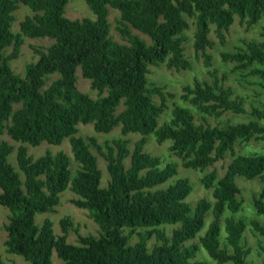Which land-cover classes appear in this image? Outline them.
<instances>
[{"label":"trees","instance_id":"1","mask_svg":"<svg viewBox=\"0 0 264 264\" xmlns=\"http://www.w3.org/2000/svg\"><path fill=\"white\" fill-rule=\"evenodd\" d=\"M83 1L94 18H67L68 0H0V136L20 143L17 170L8 159L15 147L0 140V205L8 210L6 253L29 264H51L53 251L63 264H204L195 259L202 247L218 264H256L246 260L251 248L243 244V232L249 226L264 238V223L235 216L242 205L235 177L264 181V109L253 107L251 119L222 126L209 124L204 116L246 112L243 100L224 85L225 76L219 78L216 69H210V26L224 44V32L236 17L246 31L260 20L264 0ZM21 4L32 14L19 22L20 33L52 40L45 50L35 49L38 58L26 64L23 75L9 65L22 44L12 30L14 12ZM109 7L119 12L116 29L126 43L110 35ZM187 18L195 26L194 54L202 58L212 80L195 78L192 85L182 87L180 102L172 101L170 106L168 101L175 95L165 85L149 83L147 74L149 66L160 64L176 71L192 68L184 48ZM131 29L151 42L147 44ZM260 34L264 37V26ZM221 58L233 63V70L246 69L247 75L264 79L262 42H245L244 49L223 52ZM77 70L97 97L78 90ZM52 75L56 77L47 84ZM168 109V118L161 121ZM192 109L202 114L203 122L195 119ZM79 123L91 124L96 133L118 128L121 137L104 146L94 137L88 143L76 135ZM130 134L140 136L131 149ZM150 135L158 144L169 140L170 154L179 161L162 164L160 157L146 152ZM64 139L78 164L74 174L64 151H47L34 158L24 145H60ZM251 140L262 142L261 151L235 153L237 143ZM90 145L106 161L105 186L100 185L101 171ZM227 155L231 159L223 175L214 168L206 171ZM178 165L203 173L200 183L211 190V199L202 197L191 205L186 200L192 191L187 177L162 187L177 174ZM65 189L76 196L73 205L86 210L98 226L97 236L80 235L69 216L60 219L59 235L49 219L35 223L36 213L55 210ZM252 206L255 214L264 215V188ZM208 214L212 218L204 234L193 242ZM175 224L170 235L160 228ZM69 228L77 232V244L66 242ZM261 251L260 264H264V248ZM0 264H5L1 255Z\"/></svg>","mask_w":264,"mask_h":264},{"label":"rangeland","instance_id":"2","mask_svg":"<svg viewBox=\"0 0 264 264\" xmlns=\"http://www.w3.org/2000/svg\"><path fill=\"white\" fill-rule=\"evenodd\" d=\"M32 11L21 4L18 9L14 12L15 21L12 24L13 32L20 37L22 44L19 48L18 57L9 61V65L11 70L19 75H23L24 68L27 63L33 62L38 58V55L35 53V49L45 50L47 46H49L52 42L51 39L47 37H39V38H28L23 36L19 30V22L27 15H31ZM64 15L70 19H80L83 17L94 18L92 11L88 8L83 0H68L65 6ZM108 22L110 24V35L111 37L119 42L126 43L124 38L117 31L118 21L120 20L119 12L115 9L109 7L108 14ZM188 19V18H187ZM189 27L184 32V48H185V57L191 62L192 68L190 70H170L165 67L164 64H160L158 66H149V73L147 74V78L149 83L157 86L165 85L167 90L175 95L174 98L169 99L168 104L171 106V102H180V94H182V87L184 85H192L193 80H205L211 82L212 78L208 75L207 68L204 66L202 58H197L194 54L193 49V33L195 30L194 23L192 19H188ZM264 26V15L260 18V20L248 31L245 30L244 25L239 23L238 18L236 17L234 22L231 24L227 32H224V44L219 42V39L213 32V26H210L211 32L209 33V38L213 41V47L207 48V52L212 57V66L210 69H216L217 76L220 78L222 75L225 76L224 85L230 87L234 94L239 96L244 102V108L246 110L245 113L242 114H234L231 112H227L221 115L218 118L215 117H205V120L211 125H225L227 123H238L244 122L251 119L250 111L253 107L263 108L264 109V88L262 84H264V79L258 76L247 75V70H233V63L223 62L221 58V53L223 52H235L237 49L245 48V42L249 41H257L264 43V37L261 36L260 32L262 27ZM131 32L137 35L139 38L143 39L147 44L151 41L150 39L140 33L137 30L131 29ZM21 34V35H20ZM11 47L7 48L6 53L11 51ZM76 86L78 90L89 94L91 97H97L98 92L96 90H92L90 88V82L88 79L81 77L80 71L77 70L76 73ZM56 75H52L48 78L47 84L55 78ZM161 117V121L168 118V112ZM192 112L197 121L202 120V114L192 109ZM78 132L76 135L84 138L88 143L89 137L96 138V141L104 146L105 144H112V141L116 138L121 137L120 131L118 128H114L110 133H96L93 130L91 124L83 125L81 123L77 126ZM130 143L128 147L131 149L133 147V142L140 138L138 134H130L128 135ZM0 140H5L8 143L12 144L15 149L9 155L8 159L10 163L17 169L16 167V147L20 144L18 142H14L7 135H1ZM27 147V153L34 158L39 157L40 155L45 154L47 151L52 154L57 151H64L70 158V169L71 173L74 174L75 170L78 168V164L74 161L72 157V152L70 150V144L67 139H64L60 145H52L46 142H42L38 146H30L28 144H24ZM170 145V141L166 140L161 144H158L152 135L146 137L145 151L156 155L161 158L162 164L167 162H175L179 161L175 156L170 154L168 149ZM90 149L92 153L97 158V166L101 171V181L100 185L105 186L109 175L106 171V161L100 156L96 149L90 145ZM262 149V142L251 140L247 143H237L235 145V153H257ZM231 156L227 155L223 161L216 162L213 167H209L206 171L212 170V168L216 169L219 176L223 175L224 170L228 162L230 161ZM128 160V158L126 159ZM18 170V169H17ZM205 171V172H206ZM203 173L198 170L186 169L178 165L177 174L168 180V182L162 187L167 186L168 183L173 182L176 178L179 177H187L190 180L192 185V191L186 200L194 205L196 201L202 197L211 199V190H206L200 183V177ZM235 182L240 189V193L238 195V199L241 200L242 205L239 211L235 214L236 217H241L248 222L249 219H257L260 223H264V215H257L254 213V209L252 206L253 198L257 197L260 190L264 188V181L255 178L252 180H245V178L236 176ZM76 198V196L69 190L65 189L61 193H59V203L55 206V210L51 212L44 213H36L35 214V223L40 225L45 219H49L52 222V230L56 235L61 234V228L59 221L61 218L65 216H69L72 220L73 227L77 229V232L80 235H98V226L93 222V220L89 217V214L86 210L77 208L73 205L71 200ZM8 210L0 205V255L5 264H29L24 261L21 257L6 253L4 241L6 238V231L4 229L5 224L7 223ZM212 215L208 214L205 218V224L203 228L198 232L193 242H198V236L203 235ZM223 224V222H222ZM178 226L175 225H163L160 228L163 229L167 235H170L172 228ZM73 228H69V231L66 236V242L70 244H77L78 234ZM225 235L223 226L221 227L220 237L223 239ZM243 244L249 246L251 248L250 254L247 256L246 260L249 262H254L256 264H260L262 259V251L261 248H264V238L251 230L249 226L246 227L243 232ZM137 237L133 236L132 242L136 241ZM154 243V237H152L148 241V246H152ZM196 260L203 262L204 264H218L213 259L209 257L207 252L199 247V250L196 253ZM51 264H63V261L59 259L56 253L53 251L51 256ZM223 264H231L230 262H226Z\"/></svg>","mask_w":264,"mask_h":264}]
</instances>
